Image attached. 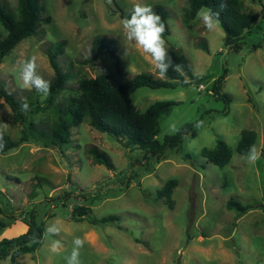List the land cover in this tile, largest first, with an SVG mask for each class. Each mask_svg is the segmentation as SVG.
<instances>
[{"label": "rangeland", "instance_id": "374dc122", "mask_svg": "<svg viewBox=\"0 0 264 264\" xmlns=\"http://www.w3.org/2000/svg\"><path fill=\"white\" fill-rule=\"evenodd\" d=\"M243 2L246 12L257 20L241 52L234 53L225 46L226 34L220 25L209 31L197 17L184 24L188 0L42 1L44 16L52 22L21 42L0 65V85L17 100L43 101L46 97L34 88L23 87L19 64L35 56L39 74L52 83L51 49L63 43L58 63L70 79L54 105L31 116L37 125L49 128L59 121L65 106L80 96L84 79L107 74L115 86L143 73L164 79L152 57L124 37L121 12L131 11L137 3L168 11L171 35L165 39L166 48L188 59L193 74L205 78V88L190 80L185 87H143L132 95L140 112L157 102L179 103L160 115L157 139L161 143L182 126L194 124L196 137L187 136L160 160L147 156L144 149L124 148L88 121L72 129L63 152L31 143L0 155V221L8 225L0 231V241L25 234L28 227L23 221L33 212L45 230L44 243L34 255L0 264H66L75 237L85 241L80 264H264V0ZM0 6L16 13L18 0H0ZM0 35L6 36L1 23ZM97 36L118 43L122 73L110 54L90 61ZM220 79L224 80L218 98L213 85ZM244 130L257 133L254 147L259 158L254 163L242 160L237 152ZM0 133L14 140L24 133L1 96ZM220 140L233 152L223 168L202 156L203 149H216ZM92 148L106 154L112 170L95 161ZM173 179L178 186L172 195L175 207L170 209L157 195ZM232 199L252 209L238 218L236 211L227 208ZM81 206L92 209L93 219L114 216L116 221L107 225L77 222L73 214ZM51 224L60 228L58 234L46 232ZM56 240L61 247L53 253L51 245Z\"/></svg>", "mask_w": 264, "mask_h": 264}, {"label": "trees", "instance_id": "16d2710c", "mask_svg": "<svg viewBox=\"0 0 264 264\" xmlns=\"http://www.w3.org/2000/svg\"><path fill=\"white\" fill-rule=\"evenodd\" d=\"M43 0H18L17 12L13 13L0 6V23L6 30V36L0 35V65L3 60L23 41L36 35L37 31L44 24H50L52 18L44 16ZM189 9L185 11L184 24L187 25L196 19V13L201 7L211 8L219 13V25L224 30L225 46L234 53H240L245 45L246 34H250L255 28L256 16L249 14L245 10L243 0H226V6L220 7L221 0H188ZM153 10L162 17L166 25L164 39L171 35L169 26V13L159 5L152 6ZM264 18V7H263ZM131 11H122L121 18L130 16ZM63 43H57L51 49L50 62L55 71V78L51 83L50 94L45 100L35 102H21L0 85V96L11 108L14 115V122L21 124L24 128L23 136L19 140L12 139L9 135L0 133V155L6 156L25 144L34 143L39 147L64 150L72 137V129L80 126L86 121L89 125L103 134L114 137L124 148L130 149L138 147L147 151V156L160 160L167 151L179 148L185 138L191 135L196 137L194 124L182 126L177 134L168 135L164 142L157 139L160 133L159 118L166 109L178 105L177 102H157L150 106L146 112H140L133 103L132 95L140 88L151 89H175L178 86H188L191 81H196L200 87L205 78L196 77L188 59L177 50H169L173 59V67L169 68L164 79L155 78L151 74L136 75L131 81L117 86L113 85L110 76L100 75L96 79H84L80 82V96L78 99L69 102L62 110L63 117L49 126L43 128L31 120L35 113L42 112L45 108L54 105L58 95L66 89L69 81V73L64 72L58 63V56L63 52ZM259 46H254L257 49ZM208 51L206 46H203ZM103 54H110L114 60L116 70L122 73V59L119 55L118 43L109 38L97 36L92 44V58L90 61L96 62ZM175 65H180L179 71L174 70ZM158 72V70H157ZM225 79V77H224ZM214 81L213 90L215 96L220 98V90L223 80ZM228 105L229 97L223 96ZM27 104L28 109L22 110V105ZM257 141V133L252 130H244L238 144L237 152L245 156L250 147ZM90 153L95 161L113 169V164L106 154L97 149H90ZM202 156L210 163L223 168L232 160L233 152L225 141H218L214 150L203 149ZM186 158H191L186 155ZM178 186L177 180H169L158 192V199H164L170 209H174L175 204L172 199L173 192ZM70 195V196H69ZM71 198V194H66ZM67 197L62 199L65 201ZM227 208L234 210L238 218L248 213L252 207L243 206L235 200L228 202ZM0 213L2 210L0 209ZM92 209L87 207H77L74 210L75 221L88 220L92 225L114 224L116 218L111 216L105 219H93ZM118 220V219H117ZM27 225L28 231L25 234L0 241V262L10 260L13 263L22 255H34L44 243V227L36 221V213L33 212L23 221ZM118 228L121 229L119 225ZM4 221H0V231L7 228Z\"/></svg>", "mask_w": 264, "mask_h": 264}, {"label": "clouds", "instance_id": "9594fccd", "mask_svg": "<svg viewBox=\"0 0 264 264\" xmlns=\"http://www.w3.org/2000/svg\"><path fill=\"white\" fill-rule=\"evenodd\" d=\"M226 6V0H221L220 7ZM196 17L202 22L209 31L214 30L220 23L219 13L211 8L201 7ZM124 37L129 42H135V45L143 52L152 57L154 67L158 70V75L164 77L169 68L173 67V59L166 48V41L163 38L166 31V25L162 17L157 14L150 5L137 3L133 6L130 16L120 21ZM39 65L37 58L32 56L27 60L21 61L18 72L24 88H34L37 92L47 97L51 91V82L39 74ZM180 65H175L174 70L179 71ZM28 105L23 104L22 110H27ZM2 147V146H0ZM259 158V153L254 146L250 147L248 153L242 156V160L248 163H254ZM60 228L56 224L47 227L48 234H58ZM73 249L69 256L65 257L66 264H80V249L84 247L85 241L81 237H75L72 241ZM60 241L56 240L51 245L53 253L59 252Z\"/></svg>", "mask_w": 264, "mask_h": 264}, {"label": "built area", "instance_id": "2783aa9c", "mask_svg": "<svg viewBox=\"0 0 264 264\" xmlns=\"http://www.w3.org/2000/svg\"><path fill=\"white\" fill-rule=\"evenodd\" d=\"M204 88H205V87H204V86H202V85L199 87V89H201V90H203Z\"/></svg>", "mask_w": 264, "mask_h": 264}]
</instances>
